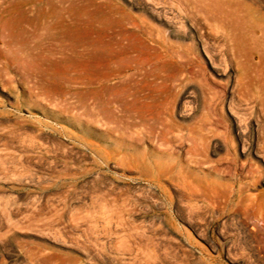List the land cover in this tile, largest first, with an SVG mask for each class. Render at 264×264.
I'll list each match as a JSON object with an SVG mask.
<instances>
[{
    "label": "rangeland",
    "instance_id": "374dc122",
    "mask_svg": "<svg viewBox=\"0 0 264 264\" xmlns=\"http://www.w3.org/2000/svg\"><path fill=\"white\" fill-rule=\"evenodd\" d=\"M16 1L9 0L13 7L31 14L38 8L69 11L64 19L72 28H77L72 23L76 17L97 26L104 9L121 6L135 20L139 15L148 21L157 17L162 28L192 34L195 46L185 35L175 57L148 48L147 40L139 44L129 24L109 30L114 40L125 37L138 45L142 63L136 64L137 69L147 70L135 72L144 73L134 75L131 83L138 101L150 97L151 102L162 101L186 91L175 115L182 124L192 111L198 116L205 111L203 98L212 95L219 101L226 92L222 76L209 65L204 46L221 71L225 65L233 66L224 40L231 25H264V0ZM224 13L229 15V27L217 21ZM44 41L46 47L56 44V39L55 44ZM70 62L56 61L51 70L61 73ZM76 63L73 59L69 70H78ZM176 74L181 82L172 78ZM23 86L14 71L0 72V264H264V112L247 101L235 104L240 124L250 127L240 140L248 148L241 152L221 145L208 154L216 169L204 166L198 175L205 176L216 192L204 197L191 194L176 177H158L159 162L170 155L154 141L122 147L121 153L107 157L85 142L92 139L94 146L104 145L96 124V134L87 137L76 123L57 122L24 104L14 109L10 104L15 99L29 100ZM235 128L231 132L219 124L217 138H228L236 145ZM106 145L113 152L121 147L111 140ZM231 156L236 157V165L227 164L225 157ZM170 157L183 164L185 153L176 147ZM248 161L262 171L251 173ZM178 172L174 167L173 176ZM208 183L202 180L198 187Z\"/></svg>",
    "mask_w": 264,
    "mask_h": 264
},
{
    "label": "bare ground",
    "instance_id": "6f19581e",
    "mask_svg": "<svg viewBox=\"0 0 264 264\" xmlns=\"http://www.w3.org/2000/svg\"><path fill=\"white\" fill-rule=\"evenodd\" d=\"M10 2L0 0V72L14 71L29 97V100L25 101L26 104L15 99L10 104L11 107L18 110L24 104L34 107V110L43 114H50L57 122L76 123L87 137L96 134L94 133L96 124L99 127L98 135L104 145L96 143L94 146L95 141L92 139L85 142L87 146L95 147L96 151L103 152L107 157L112 153L114 155L121 153L123 148H133L139 142L154 141L160 151H168L170 156L173 149L178 147L185 153L184 163L167 155L166 161L158 164V177L167 179L176 177V180L185 184L189 192L195 196L211 197L215 194V188H211L205 176L198 175L201 167L205 166L208 170L216 169V162H213L208 154L221 145H227L233 150L240 149L241 152L248 148L240 140L243 141L246 130L250 127L249 124H240L243 123L239 118L241 113L235 104L247 101L254 109L264 112V25L256 23L231 25L224 40L225 51L231 55L233 66L225 65L221 71L214 67L215 59L209 48L204 46L209 65L215 74L222 76L226 92L219 101L212 95L208 99L203 98L202 108L205 111L200 116L192 111L189 120L182 124L175 119V115L179 114L181 107L179 99L186 96V91L181 92L179 97L175 96L176 98L167 95L162 101L156 98L157 100L151 102L150 95L147 96V99L150 97L147 101L145 99L138 101V97L132 92L134 89L132 90L131 84L135 72L145 69V67L141 69L143 66L137 69L142 60L138 59V45L125 37H122V40H114L111 35L113 32L109 30L113 28L112 31L115 32L114 26L129 24V30L139 36V44L145 45L147 40L148 48H158L164 55L177 54L175 56L177 57L179 48L182 47L180 39L185 35L191 38V44L195 46L193 35L188 34L185 29L180 31L170 26L162 28L159 26L161 20L157 17L155 19L157 22L148 21L142 15L135 20L127 8L112 5V8L110 6L106 10L103 8L104 15L100 16L101 21L98 19L99 23H95L97 26L91 25L92 22L85 24L76 17L77 20L72 23L77 28H72L73 24L65 22L64 19V13L69 11L62 8L52 7L47 10L38 8L31 14L23 7H13ZM15 2L18 3L16 0ZM21 3L13 5L21 6ZM51 17H55L54 23H50ZM228 17V13H224L217 21L221 26L229 27ZM48 39L52 41L56 39V44L54 41L56 47L44 46V40ZM73 59L79 67L74 72L69 70L70 66H73L71 64ZM56 61L71 62L65 66L64 71L56 73L51 70V65ZM178 76L176 74L172 78L179 81ZM219 124L225 125L231 132L235 126L237 127L236 145H232L228 138L222 139L223 141L218 139L220 137L217 138ZM109 140L119 142L120 149L115 152L106 149ZM262 147L264 148V140ZM254 155L259 157L258 152ZM225 159L227 164L231 165L238 162L235 156ZM248 164L251 173L262 171L257 163L248 161ZM174 167L178 168L177 176L172 174ZM202 180L209 186L198 187Z\"/></svg>",
    "mask_w": 264,
    "mask_h": 264
}]
</instances>
